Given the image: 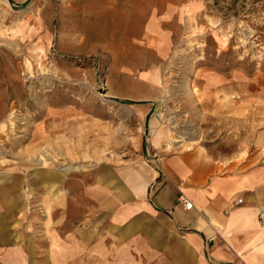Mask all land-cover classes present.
Here are the masks:
<instances>
[{"label": "rangeland", "instance_id": "rangeland-1", "mask_svg": "<svg viewBox=\"0 0 264 264\" xmlns=\"http://www.w3.org/2000/svg\"><path fill=\"white\" fill-rule=\"evenodd\" d=\"M96 1L0 0V264H81L80 192L153 139L264 154V0H103L136 22L101 37Z\"/></svg>", "mask_w": 264, "mask_h": 264}, {"label": "crops", "instance_id": "crops-1", "mask_svg": "<svg viewBox=\"0 0 264 264\" xmlns=\"http://www.w3.org/2000/svg\"><path fill=\"white\" fill-rule=\"evenodd\" d=\"M169 145L153 140L159 172L136 159L80 192L81 264H264V154L235 162ZM74 248L65 244V262Z\"/></svg>", "mask_w": 264, "mask_h": 264}, {"label": "bare ground", "instance_id": "bare-ground-1", "mask_svg": "<svg viewBox=\"0 0 264 264\" xmlns=\"http://www.w3.org/2000/svg\"><path fill=\"white\" fill-rule=\"evenodd\" d=\"M87 1V0H86ZM113 1V0H112ZM110 2V1H109ZM116 2V1H115ZM96 4L102 3V6H100V10L95 13L94 17V23L96 24L97 31H99L97 34L99 37L110 35V34H117L121 30H125V32L129 29H132L133 26H130L131 23L134 24L136 22V19L132 18L131 13L126 11L122 7H113V8H106L105 3L103 0H97L95 2ZM104 3V4H103ZM151 13V12H150ZM156 14V13H155ZM174 15V14H173ZM158 16V15H157ZM162 16V15H161ZM175 17V16H174ZM170 18V17H169ZM159 20V19H158ZM160 21H157V24H159ZM175 22V21H174ZM171 24V23H170ZM150 25V24H149ZM168 25V24H166ZM145 26V25H144ZM161 26V25H160ZM151 27V26H150ZM172 27V26H171ZM134 28V27H133ZM167 28H170L169 26ZM145 29V28H144ZM140 30V29H139ZM160 30V29H159ZM165 30V29H164ZM172 30V29H170ZM131 31V30H130ZM135 31V29H134ZM139 32V31H138ZM137 32V33H138ZM134 33V32H132ZM122 34V33H121ZM127 35V34H126ZM130 35V34H129ZM125 39V38H124ZM117 40V39H116ZM126 40V39H125ZM121 41V40H120ZM118 42V41H117ZM123 42V41H122ZM171 42V41H170ZM112 44V43H111ZM115 45V44H114ZM145 45V44H144ZM171 45V44H169ZM112 46V45H111ZM161 48L164 47V45H158ZM123 47L121 44L118 45L116 48ZM130 47V46H129ZM143 47V46H142ZM154 48V47H153ZM123 49V48H122ZM145 49V47L143 48ZM151 49V48H150ZM120 50V49H119ZM149 51V49H148ZM106 52V51H105ZM119 52V51H118ZM156 52V51H155ZM148 55V54H147ZM160 55V54H159ZM162 57V56H161ZM148 59V58H147ZM149 60V59H148ZM149 62V61H148ZM148 75V74H147ZM149 78V77H148ZM152 80V79H151ZM210 81V80H209ZM212 83V81H211ZM225 89V88H224ZM222 90V89H221ZM193 93V92H192ZM229 102V101H228ZM141 114V113H140ZM142 115V114H141ZM245 118V117H244ZM247 118V117H246ZM238 119V118H237ZM241 119V118H240ZM246 120V119H245ZM248 120V119H247ZM261 121V120H260ZM259 121V123H260ZM246 122V121H245ZM255 122V121H254ZM235 124V122H234ZM255 124V123H254ZM253 125V124H252ZM246 137V136H245ZM243 139V138H242ZM245 139V138H244ZM250 139V138H249ZM154 140V139H153ZM153 142V141H152ZM155 142V141H154ZM257 142V141H256ZM248 144V143H247ZM239 146V145H238ZM56 148V147H55ZM58 148V147H57ZM54 149V148H53ZM47 176L49 178L55 177V175L51 173H47Z\"/></svg>", "mask_w": 264, "mask_h": 264}, {"label": "built area", "instance_id": "built-area-1", "mask_svg": "<svg viewBox=\"0 0 264 264\" xmlns=\"http://www.w3.org/2000/svg\"><path fill=\"white\" fill-rule=\"evenodd\" d=\"M150 162L155 165L157 171L159 172L161 169V155L157 151H151L150 154ZM179 201L182 202L185 206L190 207L191 201H189L183 194H180L178 197ZM258 222L264 228V212H260L258 214Z\"/></svg>", "mask_w": 264, "mask_h": 264}]
</instances>
